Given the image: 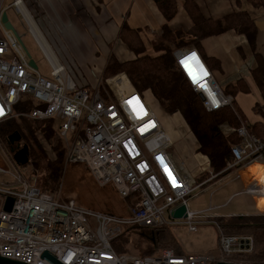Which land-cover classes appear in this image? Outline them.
<instances>
[{"label":"built area","instance_id":"1","mask_svg":"<svg viewBox=\"0 0 264 264\" xmlns=\"http://www.w3.org/2000/svg\"><path fill=\"white\" fill-rule=\"evenodd\" d=\"M7 1L0 0V124L18 115L55 120L66 148V163L84 166L97 186H111L123 200L127 215L92 212L73 200L51 196L36 186L35 179L27 181L19 171L15 185L0 186V257L23 264H53L45 254L59 264H216L228 256L249 253L251 237L226 236L215 217L188 210L186 200L206 182L196 183L179 170L171 157V136L143 95L129 86L126 75L109 78L107 87L101 80L92 89L79 86L50 46L51 53H47L40 45L29 21L38 26L25 2ZM9 11L28 26L46 61L48 75L29 65L25 46L5 28L2 16ZM197 54L194 49H184L174 57L190 86L201 96L205 110L216 111L231 100L223 95ZM25 97L36 108L31 113L16 114L14 108ZM236 133L241 142L231 149L232 166L248 160L256 163L264 140L251 136L244 126ZM0 171L5 170L0 167ZM8 198L13 204L6 212L3 207ZM180 207L186 209L184 217L173 218ZM202 225L214 226L219 232L217 256L178 255L166 249L155 256L138 257L118 254L113 247L126 228L183 227L196 233Z\"/></svg>","mask_w":264,"mask_h":264},{"label":"trees","instance_id":"2","mask_svg":"<svg viewBox=\"0 0 264 264\" xmlns=\"http://www.w3.org/2000/svg\"><path fill=\"white\" fill-rule=\"evenodd\" d=\"M153 2L166 23L173 19L177 12L175 0H153ZM250 2L255 8L264 11V0H250ZM183 7L192 22V28L186 32L171 31L167 24H164L149 42L152 50L157 54L154 56L145 53L146 44L140 32L123 25L119 30L118 39L133 53L134 59L120 62L113 54H110L103 69L102 79L125 74L131 86L138 93L143 94L150 91L167 115L180 114L199 144L198 152L207 159L210 173L215 176L210 181L218 180L233 171H243L251 164L248 160L232 166L234 157L231 149L241 142L236 130L244 126L251 136L264 140V121L248 123L235 102L233 97L238 92L247 93L249 90L243 80L222 90L223 95L231 100L227 106L212 112L206 111L201 96L193 90L176 64L174 54L182 47L194 48L205 37L221 35L228 31L244 35L256 62L255 68L251 70V77L262 97V104H255L253 112L261 116H263L264 109V57L256 53L257 30L253 19L247 12H233L223 18L213 20L205 19L192 0H186ZM9 14L10 11L7 12V16L13 26ZM16 34L18 35V33ZM19 38L21 40V37ZM26 50L30 55L27 48ZM35 108V103L25 97L22 102L16 105L14 112L16 114L31 113ZM58 128V123L55 120L38 121L26 117H15L0 124V145L6 149L11 148L8 145V137L17 132L20 135V147L27 146L28 162L25 166H21L22 168L28 167L25 170V177L23 175L24 179L33 181L32 177H35L37 187L51 196L55 195L54 190L60 183L64 165L69 164L66 163V148ZM225 128L229 131L225 132ZM37 134H42L50 147L55 156L53 161L44 156L45 150L40 146ZM41 154L44 158L41 157ZM41 160H45V162L42 163ZM256 163L264 165V148L259 152ZM246 170L255 171V174L264 182V168L254 169L248 166ZM207 174L208 172L200 176L198 181L202 183L207 178ZM40 177L41 186L39 185ZM210 181L203 186L209 185ZM216 218V224L222 234L251 237L253 240V247L249 253L228 256L226 260L229 263L264 264V213L255 210V213L250 216ZM177 229L178 227L166 226L153 229L126 228L114 240L113 247L118 254H130L138 257L155 256L166 249L172 250L178 255H185L174 237ZM216 232L219 236L217 229ZM132 237L146 240L147 243L146 245L138 243L135 249L130 251L128 247L132 243ZM118 241L122 242L121 245L115 246L114 243Z\"/></svg>","mask_w":264,"mask_h":264},{"label":"crops","instance_id":"3","mask_svg":"<svg viewBox=\"0 0 264 264\" xmlns=\"http://www.w3.org/2000/svg\"><path fill=\"white\" fill-rule=\"evenodd\" d=\"M28 1L33 5L35 3L36 7L40 10V12H42V20L47 18L50 21L49 27L56 28L61 33L68 31L73 34L71 51L74 49L75 52L79 50L83 53H76V55L72 54L70 57L74 60V62H76L78 68L83 71L82 74L84 75L88 86L91 84L97 85L98 82L96 83V81L99 77H102L103 69L110 54H113L120 62L134 59L133 53H131V51L118 39L119 30L123 25L140 32V35L146 44L145 53L149 56L157 55L152 50L149 42H151L154 34H156L164 24H167L171 31L183 32L188 31L193 26L183 7L186 0H175L177 12L173 19L167 23L158 11L153 0ZM192 1L197 5L205 19L217 20L233 12H247L253 19L257 30L256 53L264 57L263 9L255 8L251 4L250 0ZM48 30L51 31L52 29L47 28V31ZM77 34L81 36V39L78 41L75 37ZM46 42L48 43V41ZM48 45L52 49L49 43ZM183 49H188V47H182L181 50ZM192 49H194L202 58L205 65L208 67L213 80L221 90H224L227 86L236 84L239 80H243L249 90L247 93L244 91L238 92L235 97H233L235 102L245 115L248 123L252 124L258 121H264V109L263 116L256 115L253 112L255 104H262V97L251 77V70L255 68L256 62L247 38L244 35L235 33L234 31H228L221 35L205 37L201 39L199 44ZM74 57H76L77 60ZM129 86L132 87L130 83ZM89 88L92 89L95 87L93 86ZM146 92L152 96L150 91ZM159 108L163 113H165L160 106ZM244 108H246L249 114L252 115L250 117L251 119H248L246 116ZM169 116L176 117L178 122L182 123L183 121L178 113H174ZM182 129L184 130V128ZM167 130L166 131L174 141V145H176L175 141L177 140L178 149L181 153L185 152V150L180 147V141H178L175 136L174 130L170 131L168 128ZM187 135L186 140L189 143L191 135ZM205 160L207 161V159ZM175 164L183 173V169L176 162ZM0 166L2 168L1 160ZM249 166L254 169L256 168L253 165ZM244 171L255 172L251 170L247 171L246 169ZM234 172L236 173L235 180L240 181L239 183L242 186H245L242 176L240 177L242 171H238V173L236 171ZM256 208L258 209L257 204ZM216 251L217 250H215V252Z\"/></svg>","mask_w":264,"mask_h":264},{"label":"rangeland","instance_id":"4","mask_svg":"<svg viewBox=\"0 0 264 264\" xmlns=\"http://www.w3.org/2000/svg\"><path fill=\"white\" fill-rule=\"evenodd\" d=\"M23 1L33 15V19L36 21V24L45 37V40L48 41V43L51 45L55 54L58 56L59 60L62 62L72 79L79 86H84L87 89H90L89 87H95L96 84H91L90 86H88L87 81L82 74L83 71L78 68L76 62H74V60L70 57V55L72 56V54L76 55V53H83L79 50L75 52L74 49L73 51H71V41L73 40V34L69 33L68 31L61 33L58 29L49 27L50 21L47 18L45 20H42V12H40V10L36 7L35 3L33 5L30 4L28 0ZM7 2H10V0H8ZM13 13L14 12H10L9 17L14 26L13 28L15 30V33H18L19 37H21L22 42L28 49L31 58L35 61L40 72L43 75H48L49 70L46 65V61L44 60L39 48L28 32V26L25 25L20 16ZM47 28L52 30L47 31ZM75 37L77 41L81 39V36L79 34H77ZM0 38H2L1 34ZM74 58L76 59V57ZM100 80L103 81L104 86H106V81L108 79L103 80L102 77H99V79L96 81V83L98 82V85L101 83ZM142 95L144 101L156 115L160 124L162 126L164 125L163 127L166 130L167 128L170 131L174 130L175 136L177 137L178 141H180V147L185 150V152L181 153L177 146V140L175 141L176 145H174L173 141L171 157L183 169L185 175L193 178L196 183H200L198 181L201 178L200 176L206 174L207 172V178L202 182L207 183L208 181L213 179L215 176L210 173L208 161H206V158L198 152L199 144L197 143L192 133L189 131L186 124L183 121L182 123L178 122L176 117H171L163 113L149 93L144 92ZM244 111L246 112V116L248 117V119H251L250 117L252 115L249 114L248 110L244 108ZM16 117H19V115ZM182 128H184V130ZM187 134L191 135L189 138V143L186 140L188 136ZM36 137L41 144L40 146L43 147V150H45L44 156L50 161H53L55 156L44 140L42 134H37ZM44 156L41 154L42 158H44ZM11 158L12 157L9 153V149H6L4 146L0 145V160L2 162V168L5 170L0 171V186L7 187L15 185L14 178L19 174V171H21V173L24 175L25 170L28 169V167L22 168L16 166L12 162ZM41 162L43 163L45 162V160H41ZM253 166L258 169L256 165ZM235 175L236 173L233 171V173H229L221 179L210 181L209 185L198 187L186 200L188 210L191 212L202 213V215L205 217H215V221L217 220L216 217L253 215L255 213V210L257 209L255 204L256 202H254L255 199L253 201L252 196L249 193L245 192V187L239 183L240 181L235 180ZM32 179H35V177H32ZM39 185H42L41 177L39 179ZM51 185L54 186V184ZM246 188L249 191L247 186ZM48 190L51 192L53 191L52 189ZM54 192L55 197L63 200H73L78 206L92 212L111 214L121 217L127 215L125 204L123 200L116 194L114 189L111 186L103 188L97 186L86 168L80 164L70 163L64 165L60 183H58ZM210 207L213 208L211 211H209ZM262 210L264 211V209ZM256 211H258L259 213H264L260 212L258 209ZM172 232L174 233V231ZM174 237L178 241V244L180 245L182 251L187 255H205L208 253L213 256L218 255V235L214 226H198L196 233H190L186 228L180 227L175 230ZM121 243V241H118L117 243H114V245H121ZM138 243L146 245L147 242L146 240L140 239L138 237H132V243L128 247L129 250H134L136 244ZM215 250L217 251L215 252ZM223 262L229 263L226 258H224Z\"/></svg>","mask_w":264,"mask_h":264},{"label":"water","instance_id":"5","mask_svg":"<svg viewBox=\"0 0 264 264\" xmlns=\"http://www.w3.org/2000/svg\"><path fill=\"white\" fill-rule=\"evenodd\" d=\"M2 23L4 24V26H5V28L7 30L13 32L18 37V35L15 33V30H14L13 26L11 25L10 21L8 20V16H7L6 13H4L3 16H2ZM18 39L20 40L19 37H18ZM28 56L30 58L29 65L33 69H37V65L34 62V60L31 58V56L29 54H28ZM19 142H20V135L17 132H14L13 134H11L8 137V145L10 147L15 145V147H16V148H13V147L8 148L9 149V153H10V155L12 157L11 158L12 162L16 166L21 167V166H25L27 164V162H28V158H27L28 150H27V146H25V145L20 147ZM12 204H13V199H11V198L6 199V202L4 204L3 210L6 211V212H9L11 210ZM185 211H186L185 207H180L179 209H177L173 213V218H175V219L183 218L184 214H185ZM44 257L46 259H48L50 262H52L53 264H59L54 258L48 256L47 254H45ZM0 264H23V263H19V262H16V261H12V260H8V259L0 257ZM216 264H230V263L218 262Z\"/></svg>","mask_w":264,"mask_h":264},{"label":"bare ground","instance_id":"6","mask_svg":"<svg viewBox=\"0 0 264 264\" xmlns=\"http://www.w3.org/2000/svg\"><path fill=\"white\" fill-rule=\"evenodd\" d=\"M24 14H26V13L24 12ZM29 23H30V27H31L33 34L35 35V37L39 41L42 48L47 53H51V51L48 47V44L45 41L43 34H41L40 30L31 21H29ZM188 60H190V59H188ZM251 165H256L260 168H264V165L259 164V163H253ZM241 176H242L246 186L248 187L250 193H252L254 195V199H255V202L257 204L258 210L260 212H264L262 210V209H264V182L255 174V172H242Z\"/></svg>","mask_w":264,"mask_h":264},{"label":"clouds","instance_id":"7","mask_svg":"<svg viewBox=\"0 0 264 264\" xmlns=\"http://www.w3.org/2000/svg\"><path fill=\"white\" fill-rule=\"evenodd\" d=\"M191 67H192V65L190 64L189 68H191ZM192 68H193V67H192ZM192 68H191V69H192Z\"/></svg>","mask_w":264,"mask_h":264},{"label":"flooded vegetation","instance_id":"8","mask_svg":"<svg viewBox=\"0 0 264 264\" xmlns=\"http://www.w3.org/2000/svg\"><path fill=\"white\" fill-rule=\"evenodd\" d=\"M11 147L16 148V147H14V146H11Z\"/></svg>","mask_w":264,"mask_h":264}]
</instances>
